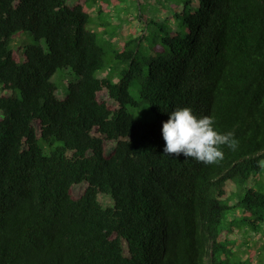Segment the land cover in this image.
I'll list each match as a JSON object with an SVG mask.
<instances>
[{
	"label": "trees",
	"instance_id": "trees-1",
	"mask_svg": "<svg viewBox=\"0 0 264 264\" xmlns=\"http://www.w3.org/2000/svg\"><path fill=\"white\" fill-rule=\"evenodd\" d=\"M164 1L172 14L145 16L155 33L118 47L106 5L123 0H0V264H255L243 245L264 232V0ZM25 30L36 42L20 54ZM60 68L79 76L64 98ZM181 107L238 148L214 165L164 155Z\"/></svg>",
	"mask_w": 264,
	"mask_h": 264
},
{
	"label": "rangeland",
	"instance_id": "rangeland-1",
	"mask_svg": "<svg viewBox=\"0 0 264 264\" xmlns=\"http://www.w3.org/2000/svg\"><path fill=\"white\" fill-rule=\"evenodd\" d=\"M162 2L165 3L163 0ZM162 2L159 0H123L118 6L106 5V9H111V16L109 21L111 22L108 29H114L115 33L111 35L114 43L121 47L123 43L128 40L131 36L143 35L148 32L150 37L152 36L154 30H156V25L145 26L146 17L162 20L166 16L172 14L169 10H166L162 6ZM167 3V2H166ZM90 11L91 8H90ZM170 13V14H169ZM93 17L95 18L92 27L95 30L102 31L104 27L99 24L100 20L96 17L98 16L97 11H92ZM141 14V18L138 19V15ZM174 21V18L171 19ZM144 29V30H143ZM36 40L31 31L25 30L18 32L14 36L15 49L21 54L26 45L35 43ZM43 45L45 43L42 41ZM108 70H101L98 75H106ZM79 78L78 74L75 73L71 68H60L54 75L53 79L58 86V95L61 98L67 96L69 89L68 85L70 82L76 81ZM134 94L138 92L133 88ZM136 113L139 115L140 120L143 125L146 126L149 122L155 119V114L150 110L149 104L142 103L139 108L136 109ZM113 145L109 144L108 149H112ZM100 200L105 206H109L113 203V200L108 195H101ZM250 238L247 244L243 245V256L248 257L254 254L255 264H264V232H251ZM250 245V246H249ZM249 246V247H248ZM262 258V259H261Z\"/></svg>",
	"mask_w": 264,
	"mask_h": 264
},
{
	"label": "clouds",
	"instance_id": "clouds-1",
	"mask_svg": "<svg viewBox=\"0 0 264 264\" xmlns=\"http://www.w3.org/2000/svg\"><path fill=\"white\" fill-rule=\"evenodd\" d=\"M165 142L164 155L191 158L205 165L219 164L224 159L223 148H238L234 132L221 133L211 116L198 118L190 107L177 108L169 113L162 124Z\"/></svg>",
	"mask_w": 264,
	"mask_h": 264
}]
</instances>
